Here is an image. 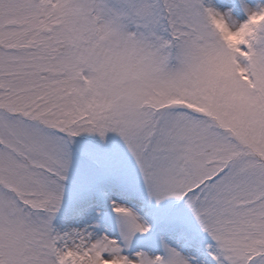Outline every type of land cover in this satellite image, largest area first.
<instances>
[{
	"label": "snow or ice",
	"instance_id": "1",
	"mask_svg": "<svg viewBox=\"0 0 264 264\" xmlns=\"http://www.w3.org/2000/svg\"><path fill=\"white\" fill-rule=\"evenodd\" d=\"M0 264H264V0H0Z\"/></svg>",
	"mask_w": 264,
	"mask_h": 264
}]
</instances>
